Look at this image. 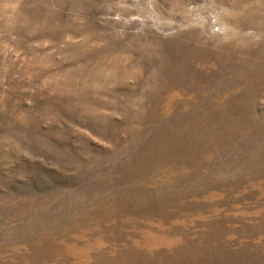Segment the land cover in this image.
Returning <instances> with one entry per match:
<instances>
[{
  "label": "rangeland",
  "instance_id": "rangeland-1",
  "mask_svg": "<svg viewBox=\"0 0 264 264\" xmlns=\"http://www.w3.org/2000/svg\"><path fill=\"white\" fill-rule=\"evenodd\" d=\"M0 264H264V0H0Z\"/></svg>",
  "mask_w": 264,
  "mask_h": 264
},
{
  "label": "bare ground",
  "instance_id": "bare-ground-1",
  "mask_svg": "<svg viewBox=\"0 0 264 264\" xmlns=\"http://www.w3.org/2000/svg\"><path fill=\"white\" fill-rule=\"evenodd\" d=\"M88 248V247H87Z\"/></svg>",
  "mask_w": 264,
  "mask_h": 264
}]
</instances>
